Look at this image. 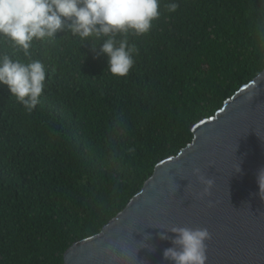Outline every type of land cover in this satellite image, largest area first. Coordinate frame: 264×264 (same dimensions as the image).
I'll return each instance as SVG.
<instances>
[{"label":"trees","instance_id":"1","mask_svg":"<svg viewBox=\"0 0 264 264\" xmlns=\"http://www.w3.org/2000/svg\"><path fill=\"white\" fill-rule=\"evenodd\" d=\"M158 10L146 34L112 35L135 48L125 78L107 71L105 37L65 27L27 56L0 38V56L46 71L31 111L0 84V264H64L192 142L193 125L264 70V0H160Z\"/></svg>","mask_w":264,"mask_h":264},{"label":"water","instance_id":"2","mask_svg":"<svg viewBox=\"0 0 264 264\" xmlns=\"http://www.w3.org/2000/svg\"><path fill=\"white\" fill-rule=\"evenodd\" d=\"M191 131L192 142L157 164L99 234L73 244L64 264H170L172 227L208 230L207 264H264V70ZM197 168L213 182L206 195Z\"/></svg>","mask_w":264,"mask_h":264},{"label":"clouds","instance_id":"3","mask_svg":"<svg viewBox=\"0 0 264 264\" xmlns=\"http://www.w3.org/2000/svg\"><path fill=\"white\" fill-rule=\"evenodd\" d=\"M160 0H0V38L10 40L22 49L25 56L34 40H50L65 27L74 36L86 39L105 37L100 52L107 57V71L115 78H125L133 69L134 47L126 41L117 46L112 35L120 32L146 34L152 22L159 18ZM178 5H169L175 12ZM46 71L39 60L28 63L0 56V84L24 107L31 111L44 92ZM239 172V168L236 169ZM205 185L204 195L212 186L200 170L194 169ZM259 195L264 199V169L257 173ZM172 247L163 252V259L170 264H207V229L172 227ZM161 240H169L167 233H160Z\"/></svg>","mask_w":264,"mask_h":264}]
</instances>
